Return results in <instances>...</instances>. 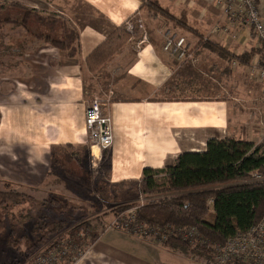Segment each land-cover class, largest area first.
<instances>
[{
  "label": "crops",
  "instance_id": "1",
  "mask_svg": "<svg viewBox=\"0 0 264 264\" xmlns=\"http://www.w3.org/2000/svg\"><path fill=\"white\" fill-rule=\"evenodd\" d=\"M1 1L43 8L79 33V50L69 57L19 27L0 28V43L11 48L0 50L4 179L42 183L54 144H72L90 153L85 110L93 98L100 99L103 112L112 118L113 143L100 151L102 172L111 182L139 180L145 168H162L182 152L202 151L210 138L237 139L233 117L247 109L241 98L249 92L253 106L264 102L263 84L250 74V63L233 56L256 47L257 40L244 26L225 31L226 18L216 0H159L167 14L153 16L147 0H66L53 13L42 6L51 4L46 0ZM97 16L103 24L96 22ZM135 21L143 29L131 33L96 70H89L87 56L118 25ZM133 28L127 27L130 32ZM168 30L185 37L194 61H180L164 51ZM14 31L20 32L7 44ZM244 65L253 77L249 88L243 81ZM166 253L176 255L151 237L106 228L78 264H166L161 257Z\"/></svg>",
  "mask_w": 264,
  "mask_h": 264
},
{
  "label": "trees",
  "instance_id": "2",
  "mask_svg": "<svg viewBox=\"0 0 264 264\" xmlns=\"http://www.w3.org/2000/svg\"><path fill=\"white\" fill-rule=\"evenodd\" d=\"M147 2L150 4L149 13L152 16L167 14L159 0ZM45 21L49 22L50 25L47 27H50L51 31L45 29ZM59 23L58 18L42 17L36 8L19 2L0 0L1 27L2 25L19 27L26 35L42 43L54 45L65 51L67 56L73 57L79 50V33L66 27L62 36H57L52 28ZM61 24L65 28L64 22L61 21ZM138 24L134 22L135 30L132 32L127 29V22L114 28L87 56L88 69L96 70L114 55L128 41L131 33H138ZM262 50L264 48L252 47L233 56L238 61L249 64V61ZM69 147L73 145H52L50 156L52 164L63 167L70 162L74 154L64 149ZM254 172L264 176V136L258 143L233 137L210 138L204 150L182 152L170 164L162 168H145L139 180H130L135 184V191L149 197L143 205L137 206L134 222L142 224L147 230L152 229L157 235L156 241L162 248L179 255H190L191 261L198 259L201 261L199 263L210 264L215 253L230 237L248 231L264 215V181H247ZM21 188L33 192L38 189L22 184L11 187L5 183L0 190V237L7 239V243L11 245L12 242H16V239H13L14 227L4 220L3 213H9L12 206L32 199L31 194ZM50 202L60 201L53 196ZM43 203L45 205V202ZM64 212L65 210H61L59 214L62 216ZM20 218L23 220L17 223L24 224L30 217L24 215ZM65 218L59 217L48 224L34 226L31 233L23 236L25 248L16 246L15 250L28 257L51 236L56 235L58 239L56 244L60 246L62 239L58 237L62 236L59 233L66 228ZM192 227L198 232L199 240L191 242L179 235L183 228ZM105 229L104 226L99 229L86 223L83 231L97 238ZM163 236L165 238H162ZM73 237L72 242L76 243V237ZM231 264L247 262L233 259Z\"/></svg>",
  "mask_w": 264,
  "mask_h": 264
},
{
  "label": "rangeland",
  "instance_id": "3",
  "mask_svg": "<svg viewBox=\"0 0 264 264\" xmlns=\"http://www.w3.org/2000/svg\"><path fill=\"white\" fill-rule=\"evenodd\" d=\"M46 1L51 4H44L42 6H47L48 9L46 11H50L51 13L55 10L62 9L66 4V0ZM84 9L86 10V13L93 14L90 8L84 7ZM42 10L43 8L39 10L42 17L58 18L60 23L52 28V31L56 32L54 33L55 35L62 36L66 27L74 29L66 24V19L46 15ZM95 20L100 24H103L104 22L98 16L95 17ZM61 21L64 22L65 28H63ZM45 23V29L50 30V27H47L50 25L48 24L49 22L45 21ZM133 25L134 24H132L131 28H133ZM4 26L6 25H2V27L0 25V28H4ZM8 28L13 29L11 26H8ZM142 29L143 28L139 25L138 30ZM133 30H135V25L132 31ZM19 32L20 31H14L10 33V36H7L6 38L7 44L11 43V41L18 36ZM0 38H4L3 33H0ZM0 46H6L0 49L1 51L11 50L9 45L4 44L3 42L0 43ZM260 48L261 47L259 46L255 47V49ZM258 57H264V50L257 53L254 59ZM252 60H250L249 63ZM243 70L245 72L243 81H245L249 88V86H253V77L249 76V69L245 65ZM248 95L249 92H247L239 101L242 105H246L247 109L244 110L243 113L233 117V121L235 122L238 131L236 136L237 139L241 140L256 138L254 142L258 143L264 136V102H260L259 100L257 107H255L253 106L255 103L253 104V102L249 100L250 98ZM65 144L66 143H64V145ZM88 145L91 146L90 141H88ZM64 149L67 152L74 154V158L70 162H67L65 166L61 167L52 164V159L50 157V171L48 176H46L40 184H28L20 182L18 179H4L0 175V190L3 189L5 183L10 184L11 187H16L22 183V185L30 188H38L34 192L28 189L23 190L21 188V190L31 194L32 199L12 206L9 213H3L4 220H6L8 224H12L14 227L13 239H16V242H12L13 245H11V243H7V239L4 240V237H0V264H8V262L13 264H35L36 262L34 258L41 256L43 258H48V260L45 261V264H78L80 257H82L83 253L89 249L95 239L90 233L83 231L86 223H89L90 226L94 225L99 229L101 226L107 228L112 219L123 217H126V219L129 218V216L135 212L137 206L141 204L143 200L142 198L146 197L140 192L135 191V184L131 181H135L136 179H130L131 181L122 180L118 182L109 181L102 172V165H104L103 163H100L102 157H100L97 164L94 165L91 162L90 153L84 148L69 147ZM95 149H97V147H94V150ZM95 154L98 155L99 151H95ZM121 182H124V184H120ZM98 188L100 191H98ZM53 196L60 202H50L53 199ZM43 202H45V205ZM61 207H65V209H62ZM61 210H65L64 215L62 216L59 214L61 213ZM24 215H28L30 218L28 220L26 219L27 221L24 224L17 223L19 220H23V218L21 219L20 217ZM59 217H66V228L59 233L62 234V236L58 237L62 239H60L61 242L63 241L62 244H65L62 246L64 254L63 252L61 254H63V256L56 257V254L53 253L55 249H52V246L58 245L56 244L58 241L56 238L57 235L51 236L40 246L41 248L38 247V250L34 251L32 255L28 257L19 254L15 250L16 246H20L22 249L25 248V237L23 236L31 233V229H33L34 226L38 227L42 224H48ZM72 237H76V243L72 242ZM47 246H49V248H47ZM42 248L46 249V252H41L43 250ZM166 254L161 256L163 259L169 261L166 264H203V262L199 263L201 261L198 259H192V262L190 255L176 254L174 256L170 253Z\"/></svg>",
  "mask_w": 264,
  "mask_h": 264
},
{
  "label": "built area",
  "instance_id": "4",
  "mask_svg": "<svg viewBox=\"0 0 264 264\" xmlns=\"http://www.w3.org/2000/svg\"><path fill=\"white\" fill-rule=\"evenodd\" d=\"M220 6L222 13L225 15L226 24L225 31L230 32L246 27L247 30L256 38L257 46L264 48V0H216ZM132 24H129L131 29ZM163 49L180 61H194V53L188 45L185 37L177 34L166 32ZM250 72L253 77L263 84L262 98L264 100V57L253 59L249 64ZM102 102L98 98H93L86 106L85 110V126L88 141L91 142V162L96 165L100 159V151L111 147L113 143V126L112 118L109 114L103 112ZM94 147H97L99 154H95ZM252 181H264V176L258 172H254ZM152 197H155L151 195ZM157 197V196H156ZM140 205H143L149 197H143ZM133 212L129 218H115L110 220L107 228L124 229L130 233H138L146 237H151L156 241V233L152 229H146L142 224L134 222ZM179 235L191 242L198 239V232L194 227L183 228L179 231ZM162 238H165L163 236ZM52 246L56 257L63 256L64 246ZM49 248V246H47ZM43 249V248H42ZM41 252H46L43 249ZM52 252V251H51ZM63 252V254H61ZM244 260L247 264H264V215L261 220L246 232H239L230 237L215 253L210 264H231V260ZM35 264H45L48 258L35 257ZM34 264V263H33Z\"/></svg>",
  "mask_w": 264,
  "mask_h": 264
},
{
  "label": "bare ground",
  "instance_id": "5",
  "mask_svg": "<svg viewBox=\"0 0 264 264\" xmlns=\"http://www.w3.org/2000/svg\"><path fill=\"white\" fill-rule=\"evenodd\" d=\"M95 151H99L98 149H95Z\"/></svg>",
  "mask_w": 264,
  "mask_h": 264
}]
</instances>
